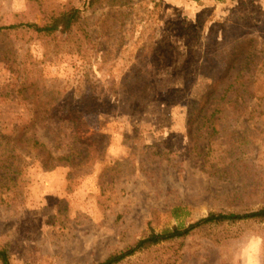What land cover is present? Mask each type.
Masks as SVG:
<instances>
[{
	"label": "rangeland",
	"instance_id": "rangeland-1",
	"mask_svg": "<svg viewBox=\"0 0 264 264\" xmlns=\"http://www.w3.org/2000/svg\"><path fill=\"white\" fill-rule=\"evenodd\" d=\"M73 8L70 34L0 35V136L28 130L57 157L75 139L91 148L86 166L49 171L23 156L19 188L0 200L12 264H99L151 232L264 207V101L196 152L188 135L191 106L228 85L237 49L260 57L248 87L264 83V0H0V27ZM122 264H264V222L204 229Z\"/></svg>",
	"mask_w": 264,
	"mask_h": 264
},
{
	"label": "trees",
	"instance_id": "trees-1",
	"mask_svg": "<svg viewBox=\"0 0 264 264\" xmlns=\"http://www.w3.org/2000/svg\"><path fill=\"white\" fill-rule=\"evenodd\" d=\"M96 1L98 0H90L91 4H95ZM80 19L81 16L77 9L73 8L66 12L58 10L47 14L45 16L47 22L43 25L28 23L1 26L0 35L4 37L12 30L22 29L45 37L70 34L74 27L80 23ZM254 59L259 60L260 57H257L246 45L237 49L231 57L232 69L228 70L221 79V81L228 82V85L217 90L220 85L212 84L204 96L193 103L190 108L188 125L192 152L198 151L200 145L207 142L205 136H211L212 132L217 133V127L221 123L246 115L250 101H264V83L255 89L252 88L253 86L248 87V83L255 84L260 80L259 74L255 73L256 68L254 72L252 71L253 73H250L251 70L247 71L252 66H258V61ZM231 72L234 74L231 75ZM196 124H201L202 127L194 129ZM27 131L17 140L14 138L7 140L0 136V200L3 202V196L11 194L16 188H19L18 184L25 154L35 153L39 159L41 158L43 168L48 171L57 167L86 166L88 163L87 158L91 154V148L85 141L75 139L69 152L57 157L36 138L35 133L27 138ZM78 144L81 145L80 148L77 147ZM84 147L87 152L82 150ZM231 148H234L233 145ZM248 221L264 222V207L250 213H210L206 218L187 227H176L159 233L151 232L125 251L113 254L99 264H122L126 260L152 251L154 248L165 247L168 244L185 240L201 230ZM0 264H12L10 253L5 248H0Z\"/></svg>",
	"mask_w": 264,
	"mask_h": 264
}]
</instances>
